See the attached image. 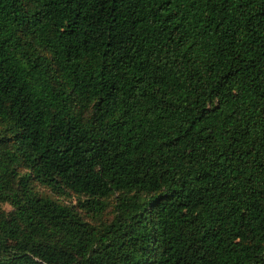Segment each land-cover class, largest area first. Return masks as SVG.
<instances>
[{"label": "trees", "instance_id": "16d2710c", "mask_svg": "<svg viewBox=\"0 0 264 264\" xmlns=\"http://www.w3.org/2000/svg\"><path fill=\"white\" fill-rule=\"evenodd\" d=\"M0 264H264V0H0Z\"/></svg>", "mask_w": 264, "mask_h": 264}, {"label": "rangeland", "instance_id": "374dc122", "mask_svg": "<svg viewBox=\"0 0 264 264\" xmlns=\"http://www.w3.org/2000/svg\"><path fill=\"white\" fill-rule=\"evenodd\" d=\"M38 190H39L40 192H42L43 194H49V195H51V193H50L48 190H44L43 188H38ZM71 202H72L73 204H75V201H74L73 199H71ZM7 246H9V245H7Z\"/></svg>", "mask_w": 264, "mask_h": 264}]
</instances>
